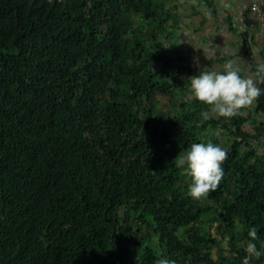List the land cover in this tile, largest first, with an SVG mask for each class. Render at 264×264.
<instances>
[{"label":"trees","instance_id":"obj_1","mask_svg":"<svg viewBox=\"0 0 264 264\" xmlns=\"http://www.w3.org/2000/svg\"><path fill=\"white\" fill-rule=\"evenodd\" d=\"M171 1L0 0V264H242L253 227L264 251V83L228 119L185 95L164 116L198 71ZM203 132L229 155L194 199L177 163Z\"/></svg>","mask_w":264,"mask_h":264},{"label":"clouds","instance_id":"obj_2","mask_svg":"<svg viewBox=\"0 0 264 264\" xmlns=\"http://www.w3.org/2000/svg\"><path fill=\"white\" fill-rule=\"evenodd\" d=\"M262 73L264 65L259 67L255 76H246L236 62L228 60L219 69L214 66L198 68V74L187 80L192 98L207 106L201 114L204 120L228 119L254 106L262 91L258 83H264ZM228 155V149L221 144L195 142L179 157L177 166L182 167L191 180L187 190L190 197L207 198L210 192L217 189L224 176L222 165ZM248 235L251 239L243 248L246 255L242 264H252L254 259L264 256V251L252 242L258 238L257 230L253 227ZM159 264H175V261L162 259Z\"/></svg>","mask_w":264,"mask_h":264},{"label":"crops","instance_id":"obj_3","mask_svg":"<svg viewBox=\"0 0 264 264\" xmlns=\"http://www.w3.org/2000/svg\"><path fill=\"white\" fill-rule=\"evenodd\" d=\"M178 1L175 6L180 20L178 45L186 50L188 60L194 69L213 66L219 69L225 62L232 60L244 75L254 76L249 63L244 59L241 40V35L244 33H248L251 40L252 59L258 65H264V32L259 27L248 29L246 26L249 21L248 2L209 0L212 3L210 10L205 5L201 6L191 0ZM259 1L263 6L264 0ZM180 8L186 12L184 18H179L182 16L179 13Z\"/></svg>","mask_w":264,"mask_h":264},{"label":"rangeland","instance_id":"obj_4","mask_svg":"<svg viewBox=\"0 0 264 264\" xmlns=\"http://www.w3.org/2000/svg\"><path fill=\"white\" fill-rule=\"evenodd\" d=\"M191 1H193L194 3L199 4L201 6L205 5L202 0H191ZM178 2H179L178 0H172L171 3L168 4V6H173L174 7V6H176V4ZM179 13L182 15V16L180 15L181 17H179V18H182L186 14V12L183 9H181V8L179 10ZM138 28L141 30L142 27L139 26ZM150 31L151 30L148 29V32H150ZM179 38H180V32H178L177 34H175V36H173V39L175 41H177V43L174 41L173 45L177 48L178 52L182 53L188 59V55H187L186 50L182 46L178 45L179 44L178 43V39ZM166 68L168 70H170L169 69L170 67H166ZM196 74H198V72ZM187 78L188 77H182V76L181 77H176V76H174L173 79L175 81L172 83V88H171V93L172 94H171V97H169V98H160L159 104H160V108H161L164 116L169 113V109H170L169 103L170 102H172L174 105L175 104H180L181 96H183V95H185L189 99H193L192 96H191V93L189 91V82H188ZM245 115H246V113H245ZM246 129L252 130V127L246 126ZM215 136L217 137V135H215L214 132H203V133L198 135L197 139L200 142H205V141H208V140H211V142H212V140H214ZM225 137L226 136H223V137L219 138L221 140L220 144H221L222 147H224L225 144H226L225 143L226 142L225 141L226 140ZM259 151L263 152V148L261 147L259 149ZM184 174L186 175L185 171H184ZM187 182H188V180L185 179L183 181V183H182V186H185V184H187ZM143 231H144L145 235H149V231L146 228H144ZM212 231L214 232V234H216V235L218 234V228L217 227H215Z\"/></svg>","mask_w":264,"mask_h":264},{"label":"built area","instance_id":"obj_5","mask_svg":"<svg viewBox=\"0 0 264 264\" xmlns=\"http://www.w3.org/2000/svg\"><path fill=\"white\" fill-rule=\"evenodd\" d=\"M249 3L248 20L264 32V10L259 0H245Z\"/></svg>","mask_w":264,"mask_h":264}]
</instances>
